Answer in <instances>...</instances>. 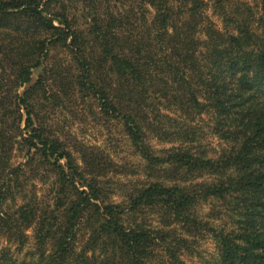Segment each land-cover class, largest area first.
Returning a JSON list of instances; mask_svg holds the SVG:
<instances>
[{
  "label": "trees",
  "instance_id": "1",
  "mask_svg": "<svg viewBox=\"0 0 264 264\" xmlns=\"http://www.w3.org/2000/svg\"><path fill=\"white\" fill-rule=\"evenodd\" d=\"M55 47L75 71L53 82L93 99L140 161L119 200L109 165L33 108L41 74L9 95ZM202 239L210 264H264V0H0V264H190Z\"/></svg>",
  "mask_w": 264,
  "mask_h": 264
},
{
  "label": "rangeland",
  "instance_id": "2",
  "mask_svg": "<svg viewBox=\"0 0 264 264\" xmlns=\"http://www.w3.org/2000/svg\"><path fill=\"white\" fill-rule=\"evenodd\" d=\"M207 14L212 19H216L212 15L211 9L207 10ZM64 68L70 70L69 73L64 72L66 80H69L71 74L75 71L73 61L63 48L55 47L49 52L44 68L33 70L31 83L25 84L18 89L16 88V90L15 87L10 88L9 95L23 91L34 83L41 74L47 84H51V88L44 94L42 92L46 98L43 103L40 101L36 103V100L33 101L35 102L33 108L52 134L59 136L68 144L78 145L77 151L79 153H74L75 156L78 157L81 154L83 147L85 152L94 153L100 162H105L109 165L107 166V178L111 176L108 180L113 182L110 188L117 190V193L111 195V199L113 201L119 200L121 193L123 194L133 184L143 180L144 173L140 171V161L133 154V150L129 146L127 138L121 133L119 126L102 118L93 99L89 96L81 97L77 94L69 84L70 80L67 83L66 91H62L61 87V90H59L50 76L53 72L59 74ZM53 93L58 96L57 102L52 101L50 98ZM39 97L41 98L42 95H39ZM18 110L21 115L19 120L21 121L20 127H23L26 114L24 108L19 107ZM195 120V124H198V128L203 135L202 142L207 143L211 153L216 152L220 147V141L216 136L208 133L207 116L204 114L196 117ZM154 144L158 147L164 146L156 141H154ZM23 154L24 152L17 150L15 146L12 162L22 161ZM203 208L207 211L208 205L204 204ZM212 254V241L210 239H202L199 242L197 253L188 260L190 264H210Z\"/></svg>",
  "mask_w": 264,
  "mask_h": 264
}]
</instances>
